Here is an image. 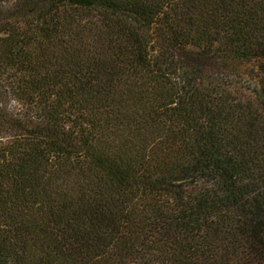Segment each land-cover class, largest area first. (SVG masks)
<instances>
[{"label":"trees","instance_id":"1","mask_svg":"<svg viewBox=\"0 0 264 264\" xmlns=\"http://www.w3.org/2000/svg\"><path fill=\"white\" fill-rule=\"evenodd\" d=\"M0 264H264V0H0Z\"/></svg>","mask_w":264,"mask_h":264},{"label":"rangeland","instance_id":"2","mask_svg":"<svg viewBox=\"0 0 264 264\" xmlns=\"http://www.w3.org/2000/svg\"><path fill=\"white\" fill-rule=\"evenodd\" d=\"M8 2V1H7ZM4 4H2V7H3ZM6 5V4H5Z\"/></svg>","mask_w":264,"mask_h":264}]
</instances>
